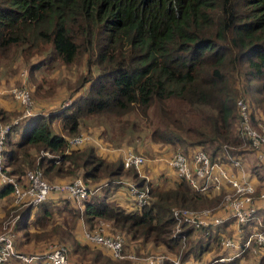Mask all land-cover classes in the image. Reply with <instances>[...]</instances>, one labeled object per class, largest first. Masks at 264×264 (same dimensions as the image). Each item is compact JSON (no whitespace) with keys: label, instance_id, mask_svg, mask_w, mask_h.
<instances>
[{"label":"trees","instance_id":"1","mask_svg":"<svg viewBox=\"0 0 264 264\" xmlns=\"http://www.w3.org/2000/svg\"><path fill=\"white\" fill-rule=\"evenodd\" d=\"M49 49V64L84 63L85 77L74 92L86 83L88 89L67 110L28 119L18 142L11 137L17 126L8 134L5 165L19 181L28 170L41 169L50 183H68L82 174L94 185L108 181L118 187L128 177L147 186L134 168L124 167L122 157L108 161L90 142L66 153L69 140L81 132L82 120L103 116L120 122L124 132L138 128L128 120L131 115L151 122L155 114L159 121L150 134L154 143L204 150L212 160L225 163L229 157L244 165L248 159L258 162L253 149L250 154L243 151L250 143L241 134L237 103L243 97L253 122L264 123V0H0V66L8 60L29 61ZM0 115L5 120L8 111L0 108ZM58 122L62 133H56ZM253 169L263 181L264 163ZM148 185L149 203L130 211L109 201L110 187L100 195L95 186L82 206L52 194L39 205L20 204L0 220L8 230L21 232L26 243L60 232L61 241L69 244V259L73 256L80 264H141L115 258L84 234L78 239L75 229L82 218L92 232L110 222L109 231L124 234L126 241L137 243L138 251L151 245L164 246L172 257L181 253L182 263L195 259L200 261L195 264H204L209 254L205 264H264V255L217 261L227 254L218 239L231 233L229 223L209 235L188 230L186 241L173 237V207L215 205L226 189L208 197L184 181L167 189ZM12 191L11 185L4 186L0 198ZM257 216L264 220V208ZM165 264H172L171 259Z\"/></svg>","mask_w":264,"mask_h":264},{"label":"built area","instance_id":"2","mask_svg":"<svg viewBox=\"0 0 264 264\" xmlns=\"http://www.w3.org/2000/svg\"><path fill=\"white\" fill-rule=\"evenodd\" d=\"M11 93L25 108L24 119L36 116L32 113L33 101L28 90L14 89ZM237 104L241 134L255 151L257 160L264 163V123L253 122L249 105L244 98L239 99ZM11 130L12 125H4L0 118V189L11 185L16 204L39 205L52 194H60L76 200L82 206L91 197L94 191L82 177L68 183H50L41 169L28 170L23 181L11 175L4 158L6 140ZM90 141V136L73 137L69 140L66 153L73 147ZM147 161L148 158L131 149L126 150L123 155L124 167L134 168L139 174ZM229 161L230 163L212 160L204 150L177 151L167 159V164L176 172L178 178L202 194L213 197L227 190L223 196L222 208L217 212L188 207L172 208L175 219L173 237H180L183 241L187 239L188 230L205 231L209 235L212 229L229 223L226 229L231 233L222 234L218 239V246L227 250V254L217 260L220 263L236 258L246 261L264 255V220L257 216V211L261 209L259 202L264 200V181L260 188L257 187L248 179V173L244 171L245 165L240 159L229 157ZM237 172H241V176ZM261 173L264 175V171ZM129 193L134 205L142 208L149 203L148 182L143 188L137 182L130 183ZM84 236L89 242L109 249L117 259H138L134 253L126 251V239L120 232L111 233L101 227L93 232L86 229ZM15 238L16 234L13 232H0V264H71L69 250L64 245L51 246L42 253H24L17 250ZM167 259L162 254L146 258L148 264H165ZM172 264L191 263H182L181 259H175Z\"/></svg>","mask_w":264,"mask_h":264},{"label":"rangeland","instance_id":"3","mask_svg":"<svg viewBox=\"0 0 264 264\" xmlns=\"http://www.w3.org/2000/svg\"><path fill=\"white\" fill-rule=\"evenodd\" d=\"M49 51L50 49L38 57H33L29 61L14 59L16 61L15 63L13 62L14 60H8V62L3 61L1 63L0 78L8 82V88H9L8 90L10 93L8 94L10 96L8 97V102L10 103L11 107L8 109V117L6 116V119L8 120L6 119L4 120L2 115H0V118L4 125H12V129L16 126L19 128L17 132L13 133L11 136L14 142H18L21 139V135L24 129L23 125L28 120L23 118V115L25 113V108L17 99H15V97L11 93L14 89L24 88L30 92L33 101L32 113L33 115L36 116L42 113H53V112H59L61 110H67L73 104V102L76 101L80 96L85 94L86 90L88 89V84L86 83L82 88H79L80 89L79 91L74 92L79 81L82 83L83 78L85 77L86 67L84 63L79 65H70V66L63 65L60 63L49 64L48 63V59L50 56ZM35 66L37 68H35L32 73L31 67H35ZM256 116L257 119L258 117L260 118V116L257 113ZM128 120L130 121V123L134 122L138 124V128L135 130L127 129L124 130V132H122V129L120 127V122H117L116 120H111L110 118L104 116L84 119L82 120V125H81L82 128L79 135L90 136L92 139L95 138V140L101 141L105 147L109 149H113L115 151H119L123 149L126 150L131 149L137 152L136 148H139L138 146L143 147L145 145H148L149 143L154 146H158L162 149L168 146L165 144L163 145L160 143H154L151 140L150 137L151 131L156 126L154 124H157V122L159 121L157 115L155 114L152 115L151 122L145 118H140L136 115H131L128 118ZM55 130L56 133H62V122H58L55 125ZM87 143L88 142L84 143L83 145ZM168 147L170 148L172 147L171 149H169L171 150V154L177 151L188 152L189 150H194V148L191 147L188 148L182 145H175V146L170 145ZM251 149L252 148L248 145L243 148V151H246L247 154H250V152H252ZM166 151L164 150V152ZM42 155H47L49 158L56 157L50 153H42ZM142 155H144L146 158H148V160L151 161L158 159V156L153 155L151 153H144ZM161 162L166 163V161L164 160L158 161L156 163H161ZM258 162H254L253 165H251L252 173L257 174V170H256L257 168L253 169V167H255V165H258ZM147 164L145 165V167H147ZM136 172H138V170H136ZM141 172L144 173L146 177H148L147 175L152 176L153 169L152 171H150L148 168H146L144 171ZM78 177L83 178V175L79 174L75 178ZM146 181L149 182V184H152L153 187L160 185L158 187L162 189H167L170 186H173V183L172 182L168 183L167 180L149 181L148 179H146ZM86 182L88 186L92 189V191H95L94 187L96 185L88 181ZM121 190L124 192L128 191L127 187H122ZM112 203L117 204L115 203V201H112ZM222 205H223V197L221 201L217 202V204L215 205L202 207V208H193V209H198V210L209 209L213 212H217L222 208ZM176 207L179 206H175L173 208ZM7 214H8V201L2 202V205L0 207V219H3ZM58 218L59 216L55 215V220ZM5 224H4L5 228L1 232L15 233L16 234L15 246L19 241L26 243L25 239H23L20 234L15 232L13 227H11V229L8 230V227ZM53 235H54L53 237L41 241H37L39 239L34 240L32 242L33 249L29 253H42L47 251L51 246L54 245H64L68 248V250H70L69 244L66 243L65 241H61L60 237L62 235L60 232L55 233ZM135 244L137 243H132L128 240L126 241V251L130 253H134L138 257V259L135 260L136 262L143 261L146 263L147 260L145 261V259L150 256L157 254H162V255L166 254L164 246H159L160 249H163L161 253H156V251L154 250H153L154 252L152 253L151 251L152 249L138 251L139 248H137ZM203 244L206 245L207 242L204 241ZM176 254L177 256L173 257V259H181V253H176ZM210 257L211 256H209L208 254V257L202 262L204 264L207 263ZM195 262H200V261H197L195 259L190 260V263L192 264H195Z\"/></svg>","mask_w":264,"mask_h":264},{"label":"crops","instance_id":"4","mask_svg":"<svg viewBox=\"0 0 264 264\" xmlns=\"http://www.w3.org/2000/svg\"><path fill=\"white\" fill-rule=\"evenodd\" d=\"M6 79H7V77H6ZM8 89H9L8 88V82L3 79L0 82V108H3L6 111H8V109L11 107L10 103L8 102V97H10L8 95V94H10ZM90 143L95 145L96 149H97V153L100 156H102L103 158L107 159L108 161H115L118 158H121V157L123 158L124 152L126 151V149L119 150V151H115L113 149H109V148L105 147L102 144L101 141L95 140V138H93L92 141H90ZM168 146H170V145H168ZM168 146H166L165 148L162 149V148H160L158 146H154V145L149 143L148 145H145L143 147L138 146L139 148H136L138 153H141V154L151 153L153 155L158 156L157 160H154V161L148 160L147 163L148 162L149 163L148 164L146 163L147 167H145V165H144L141 168V171H144L146 168H148L150 171H152V169H153L152 176L151 175H147L148 177H146L144 175V173L141 172L139 174L137 172L140 177L146 178L149 181L150 180H156V181L167 180L168 183L172 182L173 185L176 184V183H181L182 182L178 178L176 172L167 164V159L171 156V150H169V149L172 148V147L170 148ZM164 150L165 151L169 150V151L164 152ZM161 160L166 161V163H163V162L156 163V162L161 161ZM249 164L253 165V162H252V160L248 159V162L244 166V171H245V173L246 172L248 173V176H247L248 179L250 181H252L253 183H255L257 187L260 188L262 186L264 180L261 181L260 176L258 174L256 175V174L251 172L250 166H248ZM150 167H153V168H150ZM237 174L241 176V172H237ZM68 180H71V179H63L62 181H68ZM132 182H134V181L130 180L128 177H124L118 182L119 183L118 187H110L108 181H102V183L96 185V187H97L96 188V192H98V194H100V195H104L105 191H107L109 189V187H110V190L108 191V194H109L108 199H109V201L110 202L115 201V203H117V205L121 206L125 210L130 211L134 207L133 200H132V198L130 196V193H129V184L132 183ZM158 186H160V185H158ZM122 187H127L128 191H125V192L122 191L121 190ZM59 197L56 196V195H53L52 198L58 199ZM6 201H8V211L12 210V212L13 211L15 212L17 206L20 205V204H16L13 195H8L6 197L0 198V207L2 205V202H6ZM259 207L260 208H264V200L259 202ZM66 216H67L68 220H71L70 214L66 213ZM13 218H14V220H12V224H14L15 221L19 219V214L16 215L15 217H13ZM3 223L4 222L2 220H0V232L5 227ZM101 227H103L104 229L109 230L110 222L109 223L103 222L100 225H97V229L101 228ZM87 228H88V225L85 224V222H84V220L82 218V220L80 221V223H78V226H76V229H75V233H76L78 239L82 240L81 237H82V235L84 234V231ZM20 234L22 235L21 232H20ZM16 248L20 252L29 253L33 249V246H32V242H30V243L27 242L26 244H24V243L19 241L16 244ZM148 249H150V250L152 249L151 250L152 253L154 251H156V253H161L162 250H163V249H160L159 246L156 249H153V247L151 245L149 246ZM165 251H166V254H164V255H166L168 257V259H171V261L175 260V259H173V257H172L173 255L172 254H169L166 249H165ZM70 259H71V263L72 264H80V262L75 260L73 258V256ZM145 261H146V259H145ZM140 262H141V264H146L147 263V261H146V263L143 262V261H140ZM11 264H17V263L16 262H12Z\"/></svg>","mask_w":264,"mask_h":264}]
</instances>
